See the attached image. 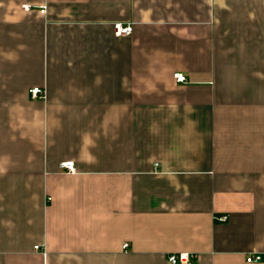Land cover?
<instances>
[{
	"label": "crops",
	"instance_id": "crops-1",
	"mask_svg": "<svg viewBox=\"0 0 264 264\" xmlns=\"http://www.w3.org/2000/svg\"><path fill=\"white\" fill-rule=\"evenodd\" d=\"M182 251L264 264V0H0V264Z\"/></svg>",
	"mask_w": 264,
	"mask_h": 264
},
{
	"label": "built area",
	"instance_id": "built-area-1",
	"mask_svg": "<svg viewBox=\"0 0 264 264\" xmlns=\"http://www.w3.org/2000/svg\"><path fill=\"white\" fill-rule=\"evenodd\" d=\"M26 9L30 8V5H24ZM46 8L42 7L41 12L45 13ZM115 27V33L118 36H128L131 35L133 30H134V25L132 23H121L118 22L114 25ZM174 79L176 82H185L187 81V76L186 74L182 72H176L174 73ZM30 92L33 96H45V90L42 87H34L30 89ZM61 168L66 169L68 172H75L76 167H75V162L74 160H68V161H63L60 163ZM227 216L223 215L219 217V220L221 221H226ZM128 246L127 243H125L124 247L126 248ZM40 246L36 245V249H39ZM195 254L190 253V252H172L168 254V261L170 264H192L193 259L195 258ZM247 262L249 263H254V262H259L262 260V255L260 253H251L246 257Z\"/></svg>",
	"mask_w": 264,
	"mask_h": 264
}]
</instances>
